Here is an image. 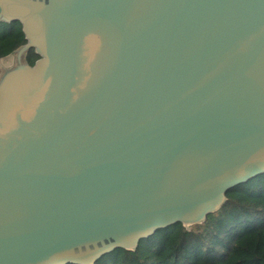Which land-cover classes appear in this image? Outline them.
Returning <instances> with one entry per match:
<instances>
[{"label": "water", "instance_id": "water-1", "mask_svg": "<svg viewBox=\"0 0 264 264\" xmlns=\"http://www.w3.org/2000/svg\"><path fill=\"white\" fill-rule=\"evenodd\" d=\"M11 21L0 264L135 250L264 173V0H0Z\"/></svg>", "mask_w": 264, "mask_h": 264}, {"label": "trees", "instance_id": "trees-1", "mask_svg": "<svg viewBox=\"0 0 264 264\" xmlns=\"http://www.w3.org/2000/svg\"><path fill=\"white\" fill-rule=\"evenodd\" d=\"M26 43L21 22H0V58ZM38 58L30 49L26 61ZM94 264H264V173L231 188L205 221L158 229L135 250L117 248Z\"/></svg>", "mask_w": 264, "mask_h": 264}, {"label": "flooded vegetation", "instance_id": "flooded-vegetation-1", "mask_svg": "<svg viewBox=\"0 0 264 264\" xmlns=\"http://www.w3.org/2000/svg\"><path fill=\"white\" fill-rule=\"evenodd\" d=\"M27 56V55H26ZM7 70L5 68H2V66H0V76H1V73L3 72V74L6 72Z\"/></svg>", "mask_w": 264, "mask_h": 264}]
</instances>
